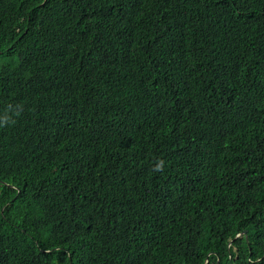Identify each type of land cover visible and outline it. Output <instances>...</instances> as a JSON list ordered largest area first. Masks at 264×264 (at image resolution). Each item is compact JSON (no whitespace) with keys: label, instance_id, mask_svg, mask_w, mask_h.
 Returning <instances> with one entry per match:
<instances>
[{"label":"trees","instance_id":"16d2710c","mask_svg":"<svg viewBox=\"0 0 264 264\" xmlns=\"http://www.w3.org/2000/svg\"><path fill=\"white\" fill-rule=\"evenodd\" d=\"M0 12L30 16L0 50V264H264V0Z\"/></svg>","mask_w":264,"mask_h":264},{"label":"clouds","instance_id":"9594fccd","mask_svg":"<svg viewBox=\"0 0 264 264\" xmlns=\"http://www.w3.org/2000/svg\"><path fill=\"white\" fill-rule=\"evenodd\" d=\"M204 26L207 33V38L216 39L223 35L224 24L218 25L213 20H205ZM29 29L30 16L26 12L25 14L22 12L18 17H14L8 12H0V50L6 51V49L1 44H5L7 47L15 46L22 38H25V34L29 33ZM184 55L187 59L186 52H184ZM184 74L189 80V83L191 82V85H194L196 88H199L202 91L205 90L201 83L191 80L188 64H186L184 67ZM110 99L112 100L111 103H109L108 99L104 96L95 98V102L91 107L92 112H98L101 115L100 122L113 123L115 127L119 128L124 134H126L127 128L132 124L127 113L128 106H119L112 98ZM251 100L256 102L257 96L247 98V101ZM125 122H129V124L125 125ZM71 153L72 152H69L67 154ZM147 171H150L151 174L156 177L157 165L149 164L143 170L142 175L146 174ZM242 233H246V230L238 232L236 236L238 237L242 235ZM71 263L72 262H69V264Z\"/></svg>","mask_w":264,"mask_h":264}]
</instances>
